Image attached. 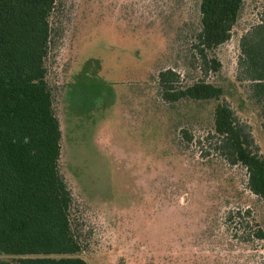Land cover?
<instances>
[{"label":"rangeland","instance_id":"1","mask_svg":"<svg viewBox=\"0 0 264 264\" xmlns=\"http://www.w3.org/2000/svg\"><path fill=\"white\" fill-rule=\"evenodd\" d=\"M197 0H58L47 61L62 142L60 171L87 264H247L244 244L264 229V198L244 168L216 159L206 141L215 104L169 105L159 73L176 84L220 86L251 125L264 156V105L239 82L241 38L264 20V0H244L229 41L203 73L194 55ZM190 132L187 140L182 131ZM241 208L251 214L227 221ZM236 234V237H235Z\"/></svg>","mask_w":264,"mask_h":264},{"label":"trees","instance_id":"2","mask_svg":"<svg viewBox=\"0 0 264 264\" xmlns=\"http://www.w3.org/2000/svg\"><path fill=\"white\" fill-rule=\"evenodd\" d=\"M180 1V0H178ZM199 28L194 55L203 73L221 68L215 51L230 40L244 0H197ZM58 0H0V264H87L72 217L73 196L60 171L62 131L48 83L47 61ZM237 80L250 83L251 98L264 105V20L243 35ZM180 75L159 73L162 100L214 103L206 141L216 159L247 174V188L264 198V156L250 124L205 79L177 86ZM187 140L190 132L182 131ZM249 209L230 210L227 221L249 217ZM236 237V234H235ZM264 241L257 225L244 244ZM247 264H264L252 248Z\"/></svg>","mask_w":264,"mask_h":264}]
</instances>
